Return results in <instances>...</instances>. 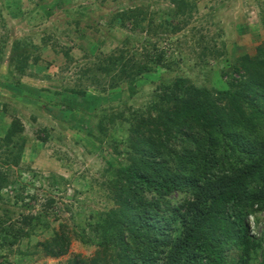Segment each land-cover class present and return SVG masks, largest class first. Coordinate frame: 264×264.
Masks as SVG:
<instances>
[{
    "label": "trees",
    "instance_id": "1",
    "mask_svg": "<svg viewBox=\"0 0 264 264\" xmlns=\"http://www.w3.org/2000/svg\"><path fill=\"white\" fill-rule=\"evenodd\" d=\"M171 3L172 16L187 15L188 0ZM141 6L119 13L122 25L129 21L136 29L146 23L148 11ZM75 18L72 23L77 26L82 18ZM152 18L147 32L155 26ZM168 22L156 25L167 28ZM29 46L14 41L8 52L5 45L0 46V63L7 71L0 75V86L10 91L0 90V105L4 114H12L0 137L1 248L9 250L21 238L30 239L43 228L51 236L37 246L51 258L66 255L73 238L95 246L90 258L76 255L66 264H264V231L254 236L249 227L251 217L258 224L257 216L264 213L263 46L222 67L223 87L219 89L197 87L182 75L160 79L143 103V111L124 105L95 112L106 92L116 94L114 90L124 85L131 99L150 82L164 55L153 51L155 44L149 42L140 56L130 52L129 44L117 56L98 59L94 68L79 73L72 87L39 89L44 97H64V102L50 105L61 117L83 109L94 111L90 118L97 121L96 139L102 141L109 130L125 128L111 146L117 155H125L126 163H117V168L107 164L112 176L108 194L114 207L89 215L93 222L86 226L93 235L64 223L48 230L46 218L58 221L60 204L48 198L42 211L33 213L35 195L26 197L27 203L21 195L25 188L18 176L27 139L19 115L28 109L35 121V115L46 107L30 104L27 97L18 95L19 77L25 75L27 62L33 58ZM223 49L202 45L197 57H221ZM64 50V58L70 59V50ZM81 81H85L82 86ZM68 123L77 127L76 121ZM88 136L95 139L90 132ZM48 138L46 129L35 130L32 136L41 142ZM11 200L14 207L20 203L23 209L15 212L5 207Z\"/></svg>",
    "mask_w": 264,
    "mask_h": 264
},
{
    "label": "rangeland",
    "instance_id": "2",
    "mask_svg": "<svg viewBox=\"0 0 264 264\" xmlns=\"http://www.w3.org/2000/svg\"><path fill=\"white\" fill-rule=\"evenodd\" d=\"M188 1L190 9L184 17L172 16L174 7L171 0H0V46L5 45L4 51L8 52L14 41L28 42V51L33 57L27 62L25 75L19 77L22 84L18 95L27 97L30 104L46 106L41 108L40 115L34 113L35 121H31L33 114L28 109L19 115L25 126L27 142L18 180L25 188L22 197L25 193L28 197L35 195L36 201L31 208L33 213L42 211L48 198L60 204L57 207L61 212L56 214L58 221L51 220V216L46 218L48 230L64 223L93 235L86 226L88 221L93 222L89 215L114 207L108 194L107 184L112 176L107 164L117 168V163H126L125 155H117L111 146L113 140L123 136L125 128L109 130L102 141L96 139L98 132L94 126L97 121L90 118L94 111L83 109L61 117L51 106L64 102V97H44L39 89L57 91L72 87L78 82L79 73L94 68L98 59L117 56L121 48L129 44L130 52L137 51L140 56L141 49L149 42L155 44L153 51L164 55L162 64L168 68L159 64L151 73L150 82H146L131 99L124 85L114 90L116 94L106 92L96 103L98 109L95 112L124 105L143 111V103L148 101L160 79L182 75L197 87L219 89L223 87L219 73L222 67L236 62L244 54L253 55L258 46L264 47V0ZM139 6L148 11L149 18L153 16L155 26L151 31L148 29L147 32L149 18L134 29L129 21L122 25L117 16ZM74 15L75 19L82 18L77 26L72 23ZM114 16L117 18L112 20ZM163 20L169 21L165 29L156 25ZM174 27L178 30L173 33L171 29ZM202 45L218 50L223 46V56L200 60L197 55ZM65 48L70 50V59L67 60L63 54ZM2 63L0 75L7 73ZM84 83L81 81V86ZM1 89L5 94L10 92L2 85ZM95 89H89L90 93ZM11 115L6 117L11 119ZM72 120L76 121L77 127L70 126L68 122ZM42 129L49 134L47 141L32 139L34 131ZM89 132L94 140L88 136ZM4 206L15 212L23 209L20 203L14 207L12 200ZM257 217L258 224L253 217L249 219L250 232L254 236H260L264 231V213ZM41 230L32 233L30 239L21 238L9 250L0 247V262L66 264L76 255L88 259L95 251V246L73 238L66 255L51 258L37 246L38 242L51 236L50 231Z\"/></svg>",
    "mask_w": 264,
    "mask_h": 264
},
{
    "label": "crops",
    "instance_id": "3",
    "mask_svg": "<svg viewBox=\"0 0 264 264\" xmlns=\"http://www.w3.org/2000/svg\"><path fill=\"white\" fill-rule=\"evenodd\" d=\"M56 49V48H55ZM7 52V51H6ZM38 64V63H37ZM7 115L4 114L2 112V106L0 105V137L3 135V132L6 130V128L9 126L10 122H11V119H8L6 117ZM24 126V125H23ZM25 127V126H24ZM26 148V145L24 147V149ZM23 155V154H22ZM22 159H21V164L20 166H22Z\"/></svg>",
    "mask_w": 264,
    "mask_h": 264
},
{
    "label": "built area",
    "instance_id": "4",
    "mask_svg": "<svg viewBox=\"0 0 264 264\" xmlns=\"http://www.w3.org/2000/svg\"><path fill=\"white\" fill-rule=\"evenodd\" d=\"M30 194H31V193H30ZM24 196H25V197H28L27 193H25ZM24 202H25V203L29 202V198H26V199L24 200Z\"/></svg>",
    "mask_w": 264,
    "mask_h": 264
},
{
    "label": "clouds",
    "instance_id": "5",
    "mask_svg": "<svg viewBox=\"0 0 264 264\" xmlns=\"http://www.w3.org/2000/svg\"><path fill=\"white\" fill-rule=\"evenodd\" d=\"M6 191V190H5ZM4 192V191H3Z\"/></svg>",
    "mask_w": 264,
    "mask_h": 264
}]
</instances>
